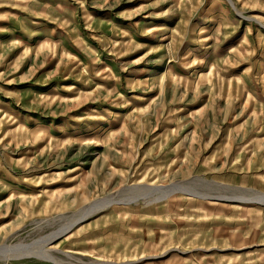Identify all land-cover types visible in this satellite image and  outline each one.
I'll list each match as a JSON object with an SVG mask.
<instances>
[{
	"label": "rangeland",
	"instance_id": "rangeland-1",
	"mask_svg": "<svg viewBox=\"0 0 264 264\" xmlns=\"http://www.w3.org/2000/svg\"><path fill=\"white\" fill-rule=\"evenodd\" d=\"M0 264H264V0H0Z\"/></svg>",
	"mask_w": 264,
	"mask_h": 264
},
{
	"label": "bare ground",
	"instance_id": "bare-ground-1",
	"mask_svg": "<svg viewBox=\"0 0 264 264\" xmlns=\"http://www.w3.org/2000/svg\"><path fill=\"white\" fill-rule=\"evenodd\" d=\"M96 205V204H95ZM85 213V212H84Z\"/></svg>",
	"mask_w": 264,
	"mask_h": 264
}]
</instances>
